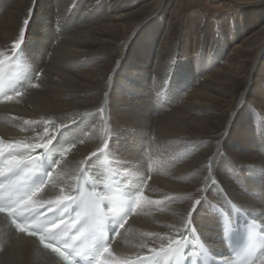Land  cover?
<instances>
[{
	"label": "bare ground",
	"instance_id": "6f19581e",
	"mask_svg": "<svg viewBox=\"0 0 264 264\" xmlns=\"http://www.w3.org/2000/svg\"><path fill=\"white\" fill-rule=\"evenodd\" d=\"M133 1L0 0V60L9 56L23 21L32 13L22 52L3 65L23 94L11 91L0 97V140L30 143L46 128L59 129L40 162L52 169L27 208L37 210L42 200L60 195L58 178H67L83 190L95 186L101 194L105 184L119 185L125 197L133 194L135 211L119 235L112 237L109 249L116 262L149 255L148 248L158 249L177 230L183 231L182 222L201 195L205 200L196 204L189 217L188 227L194 232L186 234L193 244L200 240L208 246L218 260L232 259L220 212L230 216L232 229L249 221L264 225V139L258 150L235 140L243 142L245 134L254 136L261 130L264 134V125L258 123L255 134L253 117L235 124L243 111L231 122L240 87L246 83L243 74L250 52L264 46V13L237 19L233 28L242 25V29L234 34L230 26L221 33L214 29L203 33L196 24L186 33L175 28L183 0H166L152 15L160 19L154 31L160 43L155 48L151 35L143 41L145 47L134 48L131 30L152 2ZM192 35L191 48L184 49L183 42L191 43ZM149 57L154 59L152 66L147 65ZM40 70L39 80H33L37 88L28 81L21 87L23 75L32 80ZM262 99L248 98L245 103L264 108ZM114 130L119 138L123 132L128 137L119 145L113 143V150H105ZM89 156L80 179V162ZM209 158L211 179L218 180L217 185L206 179ZM230 164L238 168L236 177ZM221 184L227 188L224 194ZM137 196L144 199L137 202ZM211 196L216 198L209 201ZM249 202L254 205L250 212H236ZM0 264L62 262L0 215ZM254 264H261V259Z\"/></svg>",
	"mask_w": 264,
	"mask_h": 264
},
{
	"label": "snow or ice",
	"instance_id": "6c2138e0",
	"mask_svg": "<svg viewBox=\"0 0 264 264\" xmlns=\"http://www.w3.org/2000/svg\"><path fill=\"white\" fill-rule=\"evenodd\" d=\"M32 13L29 18L23 21V26L19 30V35L13 40L9 48V56H5L0 60V75L5 71L3 65L9 58H18L22 52L23 45L26 40L27 27L30 22ZM50 55V54H49ZM42 70L37 71L35 76L30 80L27 75H23L20 80L21 87L24 86V81H28V85L32 88H37L38 81ZM15 95L20 96L23 93L13 89ZM8 99H12L8 95ZM26 124L31 122L25 121ZM51 123V122H49ZM66 125H61L65 127ZM54 127V125H53ZM59 129L55 131L50 128L45 129L44 135H39L33 142L24 143L21 141H3L0 140V188L8 186L6 194H0V213H4L8 218H11L12 223L20 232H27L30 236H36L44 248L51 249L62 264H135L133 261L116 262L112 253L109 251L112 243V233L119 235L118 228H123L128 217L135 211L132 203L133 194L128 198V210L120 215H117L114 208V201L117 200L122 190L119 185L114 187L107 184L104 185L103 193H97L95 186L85 195L81 185L69 183L67 178L57 182L61 184L60 195L54 200H46L40 202V207L43 212L37 211L35 208H27L28 205L34 203L33 197L41 191V187L45 185L44 177L49 175L51 169L38 181L33 182L32 177L24 176L26 170L33 172L38 171V166L41 160L46 157L57 136ZM110 140L105 142V148L109 147ZM38 149H43L38 152ZM98 151H103L99 149ZM96 153H92L95 156ZM91 160V156L86 157L80 162V170L78 176L83 179L87 161ZM67 163V162H64ZM57 165V162L55 163ZM209 176L206 179H211L213 172L211 166V158H209ZM143 183V180L141 181ZM103 183V181H97ZM212 185H217L219 182L216 179H211ZM198 191H203L199 189ZM143 196H137L136 201L143 200ZM205 200L201 195L191 206V210L187 212L188 219L183 220L182 229L177 230L176 235L170 236L166 243H163L160 248H148L149 255L137 256L139 264H159L161 254L167 256H175L177 264H188L187 257L189 256V247H193V240H190L186 233L194 232L189 229V217L194 210L196 204ZM149 203H153L149 201ZM231 203V201H225ZM103 205V206H102ZM213 208L218 207L213 205ZM235 208V205H233ZM254 208L252 203L241 204L236 208L237 213H248ZM27 210V214L25 211ZM264 211V210H261ZM225 210L220 213L223 216L225 225V235L227 236L228 227L230 224V216L224 215ZM51 213V217L47 216ZM41 215L45 216L44 221H39L37 218ZM116 217L113 220V217ZM111 225L110 234H108L109 226ZM257 230H262L261 235H264V225L252 224L248 234L249 243L254 242L257 235ZM178 237V238H177ZM84 242L91 244V248L86 251L81 259H76L80 253L68 251L74 247H79ZM194 248V247H193ZM207 251V249H204ZM264 253V252H262ZM86 258V259H85ZM261 264H264V255L260 257ZM193 264H200V261H194ZM224 264H235V262L225 260ZM247 264H253L252 261H247Z\"/></svg>",
	"mask_w": 264,
	"mask_h": 264
},
{
	"label": "rangeland",
	"instance_id": "374dc122",
	"mask_svg": "<svg viewBox=\"0 0 264 264\" xmlns=\"http://www.w3.org/2000/svg\"><path fill=\"white\" fill-rule=\"evenodd\" d=\"M143 1H145V0H143ZM150 1L152 3L148 7V10L142 16L137 18V20L135 21V24L131 30V40H133V43L130 44L131 47H134V48H139L140 46L145 47V46H143L145 44L142 45V43L145 40L146 36H151V35L155 36L154 37L155 48L160 43V41L156 38V34L154 33L156 22L160 21V19L158 20V18H159L158 16L154 15L152 17V15L154 14L155 10L157 9L158 4L160 2L164 3V2H166V0H150ZM229 1L228 0H226V1L225 0H221V1L220 0H183V6L181 8V10L183 12L180 11V14H179L180 16L178 15L176 17L175 28L178 31L186 30V33H187L196 24V28L201 30L203 33L208 32V31H213V29H214V32L221 33L222 31L226 30L227 26H230L231 28H233V24L236 23L238 20L241 21L242 16L248 15L247 18L251 15H254L255 17H261V15L264 13V2L261 3L262 5L259 4L260 6L255 5L254 3L250 4V6H249V5H243L242 3H246L249 1H255V0H231L230 2ZM130 2L132 3L134 1L130 0ZM232 2H234V3H232ZM236 3H239V4H236ZM171 6L172 5H169L168 8H166L167 11L170 10ZM255 6H257V7L259 6L258 8H260V9L255 11L254 10L256 8ZM195 18H196V20H195ZM250 18H252V17H250ZM206 20H207V22H206ZM203 22H205V23H203ZM241 27H242V25L235 26L233 28V34L236 33L237 31H240L242 29ZM224 36H226V35L224 34ZM193 37H194L193 35L190 36L191 43L188 41L183 42V48L184 49L189 50V47L191 48L192 43H193ZM226 38L228 41L230 40L228 38V36H226ZM174 44L176 46L180 43L174 42ZM209 46L210 45L207 42L206 48L208 49ZM250 56L248 58V63H247L246 68H245L246 69L245 74H243V75H245L243 78H245L244 80H246V83H245L246 85L243 84L240 87V99L238 101L239 104H237V106H236L235 114H233V117H231V122L236 117V113H238V112L241 113L243 111L242 115H241L242 119L240 118L239 120H235V124H237L239 122H240L239 124H241L242 122L248 121V119L253 117L252 132L256 134V131L254 128L258 127V123L260 126L264 125V113H263L264 108L259 107L257 105H252L250 103H245V102H246V100H248V98L255 99L258 97L261 99L263 97V99L261 101H264V46L263 47H255L250 52ZM149 59H150V61L147 65L152 66L154 59H152L151 57H149ZM133 77H134V73L132 75V78ZM133 80H136V78H134ZM251 80H253V81H251ZM171 106H172V104L169 107L165 108L163 112H167V110ZM244 119H246V120H244ZM255 121H256V124L254 126ZM132 130H135V129H132ZM119 135H120V133L115 132V130H114L113 135H111V133H110V136H108V141L110 140V144H109V147L105 148V150H109V149L113 150L114 146H115L114 144L119 145L123 142V139H126V137H128V134H125L124 132L122 133V135H124V136H122V138H119ZM233 136H230L229 140H233V138H234ZM263 139H264V134L261 130L258 132V134L254 135V136L252 134L251 135L248 134V136L245 134L243 142H242V139L239 140V138H236L235 140L237 142L243 144V145L244 144L246 146L251 145L252 147L257 149V147L263 146V142H262ZM253 152H255V151H253ZM224 155L227 159H229L228 155L225 153V150H224ZM232 163L236 164L235 162H232ZM236 165H232V164L229 165L230 170L233 172V176H235V177H236V174L238 172V168L236 167ZM47 171H49V170H47ZM241 176H242V174L240 175V177ZM222 184H223V182H222ZM222 184H221V187H222L221 192L224 194L227 191V188H225ZM215 198L216 197L211 196L209 201H212Z\"/></svg>",
	"mask_w": 264,
	"mask_h": 264
},
{
	"label": "water",
	"instance_id": "95a60500",
	"mask_svg": "<svg viewBox=\"0 0 264 264\" xmlns=\"http://www.w3.org/2000/svg\"><path fill=\"white\" fill-rule=\"evenodd\" d=\"M233 248H235V249H238V248H236V246H235V245H233Z\"/></svg>",
	"mask_w": 264,
	"mask_h": 264
}]
</instances>
